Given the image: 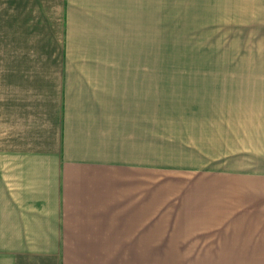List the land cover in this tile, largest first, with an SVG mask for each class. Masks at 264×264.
Masks as SVG:
<instances>
[{"label": "crops", "instance_id": "obj_1", "mask_svg": "<svg viewBox=\"0 0 264 264\" xmlns=\"http://www.w3.org/2000/svg\"><path fill=\"white\" fill-rule=\"evenodd\" d=\"M159 1L0 0V264H264V0H173L204 16L206 81L235 82L203 150L153 132ZM168 161L191 224L221 231L181 252L149 248L150 164Z\"/></svg>", "mask_w": 264, "mask_h": 264}, {"label": "rangeland", "instance_id": "obj_2", "mask_svg": "<svg viewBox=\"0 0 264 264\" xmlns=\"http://www.w3.org/2000/svg\"><path fill=\"white\" fill-rule=\"evenodd\" d=\"M149 10L150 63L159 60L165 66L163 72H154L149 82L150 116L158 126L153 132L159 140L164 136L166 148L176 143L175 148L184 149L189 144L203 150L206 126L221 109V93L235 82L206 81L204 16L197 13L194 4L164 0L150 2ZM152 107L159 112L151 113ZM165 156L169 159L172 155ZM170 164L176 163L159 162V167L150 164L149 248L181 252L187 249L188 234L221 231H199L204 227L191 224L204 221L196 218L201 215L195 208L197 203L193 202V211H189L187 195L173 190L174 185L179 189L190 179L188 174L177 176ZM225 232H238V227L231 226ZM188 250L187 255L181 254L186 260Z\"/></svg>", "mask_w": 264, "mask_h": 264}]
</instances>
